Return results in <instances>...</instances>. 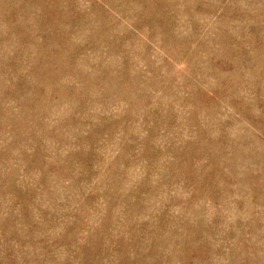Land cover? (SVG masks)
Segmentation results:
<instances>
[{
	"label": "rangeland",
	"instance_id": "374dc122",
	"mask_svg": "<svg viewBox=\"0 0 264 264\" xmlns=\"http://www.w3.org/2000/svg\"><path fill=\"white\" fill-rule=\"evenodd\" d=\"M0 264H264V0H0Z\"/></svg>",
	"mask_w": 264,
	"mask_h": 264
}]
</instances>
